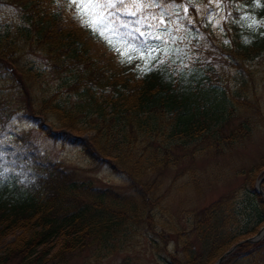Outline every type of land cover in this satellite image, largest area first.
Masks as SVG:
<instances>
[{
  "label": "trees",
  "instance_id": "trees-1",
  "mask_svg": "<svg viewBox=\"0 0 264 264\" xmlns=\"http://www.w3.org/2000/svg\"><path fill=\"white\" fill-rule=\"evenodd\" d=\"M59 1L9 0L18 16L11 30L0 28L2 81L13 79L12 64L26 92L16 83L18 98L8 100L0 91V238L14 234L0 247V264H67L85 251L106 257L142 243L148 258L127 254L119 264H213L264 223V198L247 171L240 199L221 194L191 209L184 224L159 220L155 210L176 171H192L203 153H223L221 144L251 139L255 125L264 137V90L255 82L264 28L235 24L221 45L187 0H163L171 12L148 6L136 16L121 7L112 12L117 31L108 33L121 57L81 26L69 0ZM220 1L225 11L235 3L264 21V0ZM25 50L39 58V71L26 65ZM221 71H232L233 83ZM32 91L42 92L37 102ZM18 113L40 132L33 116H42L52 130L45 137L76 145L90 163L120 175L125 189L47 158L27 132L7 134ZM84 127L91 133L81 139ZM220 264H264V236L239 243Z\"/></svg>",
  "mask_w": 264,
  "mask_h": 264
},
{
  "label": "rangeland",
  "instance_id": "rangeland-1",
  "mask_svg": "<svg viewBox=\"0 0 264 264\" xmlns=\"http://www.w3.org/2000/svg\"><path fill=\"white\" fill-rule=\"evenodd\" d=\"M7 1L9 0H0V28L8 26L11 30L16 22L18 14ZM58 2L60 1L58 0ZM181 2L184 4L185 0ZM187 2L189 3V7L191 3L196 6L195 16L199 23L210 31L211 36L218 44L224 45L227 43L226 38L228 37V33L226 28H231L235 24H237V27L241 25L245 26V30H255L256 27L264 28V21L262 19L257 20L250 15H246L243 7L238 4H228L229 10L225 11V7L220 0H187ZM148 3L151 7H156L157 10L162 9L166 12H171L174 8L173 3L170 1L148 0ZM188 12H190V9H188ZM21 56L22 59L25 58L24 62L26 65L30 69L32 68L31 71H39L38 67H43L39 58L32 52L25 50ZM255 67L258 68L257 71L260 72V74L256 76L255 82L259 87L258 89L263 91L264 72L262 67H264V64H255ZM7 69L10 73L8 75L12 76L13 79L2 81V77L0 76V91L5 94L8 100H14L18 98L14 86L17 83L20 85L21 89L24 90V83L19 71L15 69L12 64H8ZM220 73L222 76L225 75L224 81L228 82L227 84L230 85V83H233L234 73L232 71L229 73L228 71H221ZM41 77L42 76L38 75L35 80H41ZM37 88L40 90L39 87ZM40 93L42 92L38 91L34 93V91H32L34 95L32 97L33 102H37L38 98L41 97ZM24 94H26L25 90ZM28 98L30 99L29 96ZM33 118L38 119L41 127L44 129L43 132L37 129H31L32 122L26 120L21 113H18L9 120L6 127L7 134L17 131L27 132V139L32 140L40 153L47 158L60 161L68 167L79 169L83 175L94 178L95 182L99 185H108L118 190L125 189L124 182L120 175L112 172L106 166H97L90 163L76 145L45 137L44 132L52 131L50 127L51 124L44 121L42 116H33ZM260 128L261 127L257 125L253 127L250 135L251 139L249 140L245 138L240 142H234L229 147L221 144V149L223 151L221 154L210 155L203 153V155L194 160V168L192 171L186 170L183 172L182 169H179L174 173V179H169L173 174L172 172L171 175H169V181L164 184V190H166L169 185L172 187L165 193L160 208L155 210L156 217L159 220L171 217L174 220L176 219L177 223L184 224L191 209L202 207L221 194L234 191V193H236V198L240 199L243 196L240 191H242L241 186L246 177V171L249 176L253 178L251 182L253 190L259 187L261 192L264 193V179L260 182L258 181L264 174V144L261 143L264 137L259 133ZM90 133L91 132L85 130L84 127L78 137L85 139ZM241 171L243 173H241ZM261 196L264 198L263 195ZM242 215L243 214H237V218L241 219ZM233 219H235V217ZM234 225H238V222L236 221ZM263 226L264 223L257 228V231ZM13 235L14 234L11 232L1 237L0 247L8 243ZM253 235L254 233L248 235L247 237L249 238L244 239H250ZM131 242L134 244L133 240ZM127 246L130 247L128 244ZM169 247H171V243H169ZM127 254L132 258V255H139L141 260L148 258L147 251L142 243V245H134V248L131 247L130 251H118L106 257L95 258L89 251H85L73 257L67 264H119L123 256Z\"/></svg>",
  "mask_w": 264,
  "mask_h": 264
},
{
  "label": "snow or ice",
  "instance_id": "snow-or-ice-1",
  "mask_svg": "<svg viewBox=\"0 0 264 264\" xmlns=\"http://www.w3.org/2000/svg\"><path fill=\"white\" fill-rule=\"evenodd\" d=\"M69 6L74 7V18L78 20L81 26L105 39L112 50L124 57L125 53L112 43L111 37L108 35V33L117 31L112 21V12L122 7L126 15L136 16L142 7H148L150 4L145 0H78V2L77 0H69ZM257 6H259L258 0ZM121 27H126V25H121ZM144 50L147 51V49ZM126 62H130V59L127 61L121 59V63ZM159 62L163 63V61ZM139 70L144 72L148 69L146 66Z\"/></svg>",
  "mask_w": 264,
  "mask_h": 264
},
{
  "label": "water",
  "instance_id": "water-1",
  "mask_svg": "<svg viewBox=\"0 0 264 264\" xmlns=\"http://www.w3.org/2000/svg\"><path fill=\"white\" fill-rule=\"evenodd\" d=\"M264 179V174L260 177V179H258V181L260 182L261 180ZM256 192L260 193L261 195L264 196V193L261 192L260 188L259 187H256L255 189ZM264 236V226L261 227L250 239H244V240H241V241H238L236 242L233 246H231L229 249H227L225 252L222 253V255H220L216 261L213 263V264H220V262L227 256L229 255L234 249L235 247L243 242V241H255V240H259L261 239L262 237Z\"/></svg>",
  "mask_w": 264,
  "mask_h": 264
},
{
  "label": "bare ground",
  "instance_id": "bare-ground-1",
  "mask_svg": "<svg viewBox=\"0 0 264 264\" xmlns=\"http://www.w3.org/2000/svg\"><path fill=\"white\" fill-rule=\"evenodd\" d=\"M262 102H263V101H262ZM261 104H263V103H261ZM262 106H263V105H262ZM263 108H264V107H263ZM263 108H262V109H263ZM253 112H254V111H253ZM249 113H251V112H249ZM251 114H252V113H251ZM254 114H255V113H254ZM238 116H239V115H238ZM233 118H234V117H233ZM232 120H233V119H232Z\"/></svg>",
  "mask_w": 264,
  "mask_h": 264
}]
</instances>
